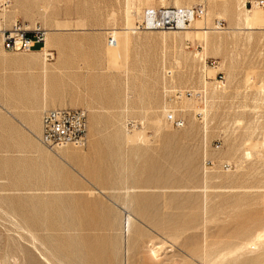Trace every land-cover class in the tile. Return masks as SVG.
I'll return each instance as SVG.
<instances>
[{
  "label": "rangeland",
  "instance_id": "obj_1",
  "mask_svg": "<svg viewBox=\"0 0 264 264\" xmlns=\"http://www.w3.org/2000/svg\"><path fill=\"white\" fill-rule=\"evenodd\" d=\"M181 1L9 0L0 19L41 31L53 60L9 52L0 34L14 116L0 108V264H124L125 215L130 264H264V8L247 26L255 0ZM195 5L206 15L190 39L136 28L148 8ZM168 87L206 91L207 142L201 118L179 112L191 102L169 104L184 128L166 121ZM65 107L87 111L89 144L51 152L42 115ZM206 151L211 186L226 188L208 192L207 216Z\"/></svg>",
  "mask_w": 264,
  "mask_h": 264
},
{
  "label": "built area",
  "instance_id": "obj_2",
  "mask_svg": "<svg viewBox=\"0 0 264 264\" xmlns=\"http://www.w3.org/2000/svg\"><path fill=\"white\" fill-rule=\"evenodd\" d=\"M9 0H0V15L4 14L10 4ZM264 8V0H255L250 2V7ZM205 9L202 5H195L190 8H177L176 6L159 7L146 9L142 21L136 28L141 31H176L186 30L191 27L196 18L204 16ZM220 30L225 28L224 22H219ZM0 34L5 50L12 53H30L36 50L37 46L45 45L44 34L36 30L34 32L26 31L21 24L14 22L10 28L6 27L3 19H0ZM165 76L171 77L172 72L165 71ZM222 79V77H220ZM222 82V81H221ZM218 81V83H221ZM165 109H169L166 114V121L173 128H181L184 124L183 117L169 108V104L180 101L182 97L193 98L194 91L187 90L183 94L178 89L165 88ZM198 118L202 115L196 114ZM134 127V124H130ZM89 123L88 113L79 108H51L43 112L41 134L38 137L40 143L51 152H58L67 147L85 149L89 144L88 139ZM217 145L216 149L219 150ZM210 161L207 166H211ZM232 167V166H231ZM224 170L229 166L224 164Z\"/></svg>",
  "mask_w": 264,
  "mask_h": 264
},
{
  "label": "bare ground",
  "instance_id": "obj_3",
  "mask_svg": "<svg viewBox=\"0 0 264 264\" xmlns=\"http://www.w3.org/2000/svg\"><path fill=\"white\" fill-rule=\"evenodd\" d=\"M203 1H205V0H203ZM182 1L181 0H175V4L177 5V4H180ZM203 7H204V5H202ZM180 8V7H179ZM184 8H190V7H184ZM148 9H150V8H148ZM204 9H205V7H204ZM254 12H252V13H248V14H245V17H244V21H245V24L247 25V26H249L250 25V23L251 22H256L257 20H258V16H259V12L257 11L258 10V7H256L255 6V4H254ZM129 15H131V14H129ZM206 15V9H205V13H204V16ZM203 16V17H204ZM130 18V17H129ZM142 18H143V16H142ZM127 19V18H126ZM199 18H196L194 21H193V23L194 22H196L197 20H198ZM142 20V19H141ZM192 23V24H193ZM129 24H130V22H129ZM218 26V25H217ZM219 27V26H218ZM128 28H129V25H128ZM132 27H130V29H131ZM191 29V27H189V28H187L186 30H176V31H167V32H164V31H157V32H161V33H174V34H176V33H182V34H184L185 35V37L187 38V39H190L191 37H192V32L193 31H191L190 30ZM205 29V28H204ZM203 29V30H204ZM220 30V29H219ZM205 31H206V29H205ZM196 33V32H195ZM197 34V33H196ZM201 40V39H200ZM46 41H47V38H45V45L42 47V49L41 50H39V51H44L45 50V52L43 53L42 52V54L44 55V57H45V60L46 61H52L53 60V57H52V54H48L47 53V47H48V43H47V45H46ZM39 53H41V52H39ZM201 62L203 63L202 65V67L204 68V71H206L207 69H208V67H207V61H206V59H204V60H201ZM219 67L218 66H215V67H213V68H211V69H218ZM51 68H48L47 67V65H44V68H43V74H44V76H46V77H44V78H47V76H48V74H50L51 73ZM215 73H217L216 71H215ZM222 86H225V84L223 83V82H221V83H217V85H216V87L217 88H219V89H221V88H223ZM187 90H185V91H180L182 94L184 93V92H186ZM190 91H194V97L193 98H186V97H182L181 99H180V101H183V100H186L187 102H191L190 103V105L188 104V106H187V108L186 109H182V110H179V112H181V113H189V112H194V115L196 116V114L198 113V114H200L201 113V115H202V117H201V132H202V135H203V141H208L207 139H208V115H209V110H208V103H206V99H205V92H204V90L203 89H199V90H190ZM196 102H198V103H201L202 105H203V107H201V108H198L197 107V104H196ZM164 109H163V113L166 115L167 114V112H168V108L166 107V109H165V107H163ZM174 108V107H173ZM173 108H171V110L172 111H174L175 113L177 112V113H179L178 112V110H176V109H173ZM163 114V115H164ZM182 117H183V122H184V124H183V126L181 127V128H184L185 127V125H186V120L184 119V115H182ZM197 117V116H196ZM198 120V119H197ZM136 126V125H135ZM181 128H178V129H181ZM208 146H207V144H206V148H207ZM207 150V149H206ZM204 160H205V163H204V175H205V179H204V185H203V187L201 188V193L203 194V197H204V208H203V211H204V214H205V216H207V210H208V201L210 200V199H208V192L211 190V189H220V190H222V189H226V188H224V187H222V186H218V187H214L213 185L211 186V183L213 184V183H215L214 181V177H210L209 175H207L210 171H211V169H212V167L211 166H207V162L208 161H210L214 166H215V164L212 162V160H208L207 159V151H206V153H205V158H204ZM226 165H228L229 166V169L228 170H226V171H231L232 170V165L231 164H227V163H225ZM223 166H224V164L223 165H221V169L222 170H224V168H223ZM208 177H210V178H208ZM219 191V190H218ZM215 192H217V191H215ZM225 192V191H224ZM206 218V217H205ZM205 218H204V220H205ZM208 221V220H207ZM132 227H133V224L131 223V219H130V216H128V215H125V217H124V222H123V230H124V236H125V243H126V248H125V251H124V260H125V263L124 264H130V240L132 239V235H133V231H132ZM23 231V230H22ZM33 238V237H32ZM206 240H207V237H206V234H204V239H203V245L205 246V244H206ZM149 252H150V256L152 257V258H154V259H158V250L157 249H154V248H150V250H149ZM205 252V251H204ZM205 254V253H204ZM206 256V255H205Z\"/></svg>",
  "mask_w": 264,
  "mask_h": 264
},
{
  "label": "crops",
  "instance_id": "obj_4",
  "mask_svg": "<svg viewBox=\"0 0 264 264\" xmlns=\"http://www.w3.org/2000/svg\"><path fill=\"white\" fill-rule=\"evenodd\" d=\"M0 108H1V110H4V111H7V113H9L11 116H13L12 114H11V112L9 111V110H7V108L6 107H4L3 105H0ZM43 116V115H42ZM14 117V116H13ZM39 140V139H38ZM40 142V141H39ZM70 150V149H69ZM69 150H67L68 152H69ZM67 152V153H68ZM69 154V153H68ZM140 188H144V187H140Z\"/></svg>",
  "mask_w": 264,
  "mask_h": 264
}]
</instances>
